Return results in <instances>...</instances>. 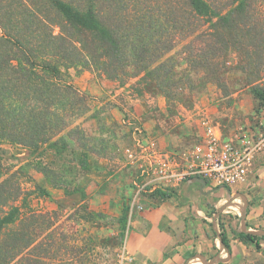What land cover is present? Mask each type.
I'll list each match as a JSON object with an SVG mask.
<instances>
[{
  "label": "trees",
  "instance_id": "trees-1",
  "mask_svg": "<svg viewBox=\"0 0 264 264\" xmlns=\"http://www.w3.org/2000/svg\"><path fill=\"white\" fill-rule=\"evenodd\" d=\"M261 14L258 0H0V146H56L55 138L86 103L62 81V68L90 69L118 81L134 78L138 94L158 92L169 99L170 90L190 88L181 86V61L169 53L186 43L185 61L212 78L226 68L230 47L246 44L260 59ZM203 48L209 54L200 53ZM255 66L250 64V72L259 71ZM240 70L247 71L245 66ZM251 94L259 114L264 86L252 85ZM4 184L0 182V264H22L24 249L34 244L40 214L31 211L26 219L33 223L21 228L23 211L16 203L22 192L20 187L5 192ZM238 236L261 250L264 236ZM220 238L230 254L223 229ZM49 256L47 249L44 259Z\"/></svg>",
  "mask_w": 264,
  "mask_h": 264
},
{
  "label": "rangeland",
  "instance_id": "rangeland-1",
  "mask_svg": "<svg viewBox=\"0 0 264 264\" xmlns=\"http://www.w3.org/2000/svg\"><path fill=\"white\" fill-rule=\"evenodd\" d=\"M258 2L264 21V0ZM185 45H178L167 57L181 61L177 77L181 86L191 89H172L169 99L158 92L140 95L135 91L137 79L118 81L90 69L62 68V81L76 88L86 103L79 105L80 113L71 117L70 126L55 138L56 146L32 150L9 142L1 144L0 182L11 194L20 187L21 198L16 204L23 211L21 228L33 223L26 219L31 211L40 214L34 224V244L24 249L22 264L28 259L34 264L127 263L124 239L129 206L126 201L122 206L118 184L137 173L136 165L140 169L148 165L150 154L136 164L126 155L128 148L135 150V132L142 138L154 136L143 120L147 114L154 113L157 123L163 122L173 132L192 117L188 124L192 133L183 136L186 144L218 122L226 137L223 143L231 142L234 131L258 124L255 111L259 105L251 86H264V49L257 59L246 44L230 47L226 68L212 78L204 68L195 70L185 61L189 59ZM200 53L209 54L205 48ZM250 64L259 71L250 72ZM244 66L247 71L242 72ZM164 142L158 140L157 150H165ZM104 169L109 179L98 174ZM47 249L49 260L44 259Z\"/></svg>",
  "mask_w": 264,
  "mask_h": 264
},
{
  "label": "crops",
  "instance_id": "crops-1",
  "mask_svg": "<svg viewBox=\"0 0 264 264\" xmlns=\"http://www.w3.org/2000/svg\"><path fill=\"white\" fill-rule=\"evenodd\" d=\"M152 115L154 113L147 114L143 120H146L145 126L154 136L150 134L142 138L141 134L134 133L133 144L139 151L136 150L137 155L140 154L136 163L145 159L147 154L161 151L183 165L186 157L205 153L210 142L226 140L222 134V123L211 126L209 122L207 127L211 126L210 129H203L199 139L186 144L183 136L192 133L188 128L192 117L186 118L185 124L173 132L169 127L165 128L163 122L157 123ZM257 118L259 122L256 125L259 127L248 124L241 131H234L229 137L231 142L235 143L243 137L249 139L264 131V109ZM158 140L165 141V150H157L160 147ZM136 166L137 173H132L131 179L126 182L119 180L118 184L119 200L124 201L122 206L125 201L129 206L124 239L126 264H203L200 257L206 263L219 257L222 261L215 264L264 261V241H260L261 250H258L256 244H246L238 236L243 232L242 221L246 223L248 232L264 231V150L256 155L245 184L221 187L200 177H189L150 192L133 205L136 184L142 179L141 169ZM98 174L103 176V180L110 178L106 169ZM240 196L246 199L245 210ZM221 229L226 233L230 254L220 238ZM228 258L227 262L223 261Z\"/></svg>",
  "mask_w": 264,
  "mask_h": 264
},
{
  "label": "built area",
  "instance_id": "built-area-1",
  "mask_svg": "<svg viewBox=\"0 0 264 264\" xmlns=\"http://www.w3.org/2000/svg\"><path fill=\"white\" fill-rule=\"evenodd\" d=\"M264 150V131L237 142L212 141L203 154L186 157L180 165L167 152H155L147 158L148 165L141 169L142 179L136 184L133 205L144 195L165 188L189 177H200L221 187L245 184L254 165L255 157ZM132 164L138 162L136 150L126 152Z\"/></svg>",
  "mask_w": 264,
  "mask_h": 264
},
{
  "label": "water",
  "instance_id": "water-1",
  "mask_svg": "<svg viewBox=\"0 0 264 264\" xmlns=\"http://www.w3.org/2000/svg\"><path fill=\"white\" fill-rule=\"evenodd\" d=\"M240 197L243 198V200H244V207H243L244 209L243 210H245V208L247 207L246 199L243 196H240ZM242 231L243 232H248L247 231L246 223L244 221H242ZM248 233L253 234V235L264 236V231H249ZM200 259L203 262V264H215V262L222 261V260L219 259V257L215 258L214 260H212L209 263H206L205 260H204V258H201L200 257ZM228 260H229V258L227 260H223V261L224 262H227Z\"/></svg>",
  "mask_w": 264,
  "mask_h": 264
}]
</instances>
